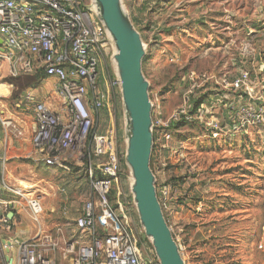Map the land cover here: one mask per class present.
Masks as SVG:
<instances>
[{
    "label": "rangeland",
    "instance_id": "1",
    "mask_svg": "<svg viewBox=\"0 0 264 264\" xmlns=\"http://www.w3.org/2000/svg\"><path fill=\"white\" fill-rule=\"evenodd\" d=\"M123 3L145 45L142 70L149 83L152 118L160 114L169 119L183 102L186 89L212 75L247 71L258 89L264 85V0ZM217 6L223 8L219 14ZM113 52L110 39H105L96 81L103 105L92 112L84 156L67 158L63 168L45 166L33 151L30 158L2 160L0 164L1 172L8 166L14 174L12 182L6 183L23 189L17 188L20 194H13L22 203L16 218L18 238L9 253L13 259L20 240L47 235L54 244L49 253L53 264H67L62 251L79 233L75 220L84 204L94 199L88 181L89 165L102 164L108 148L116 151L122 165L115 186L129 187L130 176L124 164V112ZM2 72L0 86L7 85L8 92H0V101L11 111L33 118L35 102L43 101L63 113L53 78L16 71L10 61ZM198 91L194 89V95ZM26 92H31L34 99L27 103V111H22L23 107L15 104ZM205 132L197 123L183 124L167 142L168 147L177 149L176 153L163 148L151 154L157 193L166 188L162 209L182 258L185 264H264V160L257 154L252 160L245 159L242 145L247 136L212 141ZM246 139L264 146V126ZM239 184L241 189L236 188ZM35 196L42 207L36 219L25 208L27 199ZM131 230L139 237L141 253H149L152 246L136 212ZM3 247L0 242V258L6 254Z\"/></svg>",
    "mask_w": 264,
    "mask_h": 264
},
{
    "label": "built area",
    "instance_id": "2",
    "mask_svg": "<svg viewBox=\"0 0 264 264\" xmlns=\"http://www.w3.org/2000/svg\"><path fill=\"white\" fill-rule=\"evenodd\" d=\"M0 37L4 43L0 61H10L16 71L53 78L55 95L64 107L60 113L43 101L34 104L31 143L37 159L47 167L63 168L67 158L84 156L92 112L103 105L96 81L104 42L109 39L91 0H0ZM183 119L203 127L212 141L249 137L264 126V85L258 89L247 71L223 72L191 85L169 119L160 114L152 118L153 146L158 152L163 148L177 152L167 142L177 131L173 125ZM0 121L10 125L7 119ZM121 172L113 148L107 149L102 164L89 165L94 199L84 204L75 220L79 233L62 251L67 264H159L152 248L149 253L138 248L139 237L131 230L135 206L129 187L115 186ZM158 194L162 205L166 188ZM25 208L36 219L42 210L40 198H28ZM51 240L47 235L22 240L15 258L4 254L0 264H53ZM7 247L12 248V243Z\"/></svg>",
    "mask_w": 264,
    "mask_h": 264
},
{
    "label": "water",
    "instance_id": "3",
    "mask_svg": "<svg viewBox=\"0 0 264 264\" xmlns=\"http://www.w3.org/2000/svg\"><path fill=\"white\" fill-rule=\"evenodd\" d=\"M114 52L111 59L119 83L124 112L125 152L129 190L139 224L159 264H185L164 216L156 178L150 166L153 149L152 102L142 70L145 45L123 0H91ZM0 44H4L0 38ZM1 52L4 48L0 49ZM9 211L8 216L12 217Z\"/></svg>",
    "mask_w": 264,
    "mask_h": 264
},
{
    "label": "crops",
    "instance_id": "4",
    "mask_svg": "<svg viewBox=\"0 0 264 264\" xmlns=\"http://www.w3.org/2000/svg\"><path fill=\"white\" fill-rule=\"evenodd\" d=\"M218 4L219 2H217V5ZM144 5L145 4L142 3V6ZM220 5H223V1L220 3ZM206 10H209V12L211 11V9ZM216 10V13L219 14L221 10H223V8L219 9V7L217 6ZM1 48H4V44H0V49ZM6 62L4 59L0 61V76L3 74L2 71L4 70ZM5 90L6 89H2L0 86L1 93L6 94L8 90ZM28 94L33 95L31 92H26L24 99H20L18 103L15 104L16 107L22 106V111H27V103L29 104L31 103V101H33L32 98L31 100L27 99ZM0 119H7L10 122V125L8 126L1 124L0 121V151L2 154V159L6 162H14L19 159L24 160L25 158H30L33 151V146L31 143V135L34 130L33 118L21 113L20 115L14 113L0 101ZM9 169L10 168L7 166V168L5 167V170L3 172L0 171V242L4 245L3 248L8 256L9 253L14 249V241L18 238L16 218L18 217L22 209V203L18 201L13 194H16L15 191L17 190V188L23 190L22 187H17L15 185L12 186L6 183L12 182V179H14V174ZM9 211L13 212L12 217L8 216ZM4 218H7L8 220L6 224H3L2 222ZM11 243L13 247H7ZM9 258H12V256H9Z\"/></svg>",
    "mask_w": 264,
    "mask_h": 264
},
{
    "label": "trees",
    "instance_id": "5",
    "mask_svg": "<svg viewBox=\"0 0 264 264\" xmlns=\"http://www.w3.org/2000/svg\"><path fill=\"white\" fill-rule=\"evenodd\" d=\"M37 76H41V73H37L36 74ZM183 124H189V125H193L194 123H192V122H188V121H186V120H181V121H179V122H177V123H175V125H173V127L174 128H179V127H181V125H183ZM245 138V141L247 142H245V143H243V148H244V154H245V159H247V160H252V159H254L255 158V154H257V156H258V158H259V160L260 159H263L264 160V149H263V151H258V149L260 148V147H263L264 148V146H256V144L255 143H252L251 142V140H248V139H246L247 137H244ZM89 139H91V135L89 136ZM246 144V145H245ZM155 145L153 146V151L152 152H154L155 151ZM150 166H151V164H150ZM152 168V167H151ZM237 187V189H241L242 188V185L241 184H239V185H236ZM236 188H234V189H236ZM158 196H159V194H158Z\"/></svg>",
    "mask_w": 264,
    "mask_h": 264
},
{
    "label": "bare ground",
    "instance_id": "6",
    "mask_svg": "<svg viewBox=\"0 0 264 264\" xmlns=\"http://www.w3.org/2000/svg\"><path fill=\"white\" fill-rule=\"evenodd\" d=\"M1 86H2V89H3V88L5 89V88L8 87L7 85H1ZM6 90H7V89H6ZM6 90H5V91H6Z\"/></svg>",
    "mask_w": 264,
    "mask_h": 264
}]
</instances>
